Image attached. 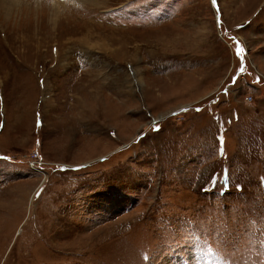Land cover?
Listing matches in <instances>:
<instances>
[{"label":"rangeland","instance_id":"rangeland-1","mask_svg":"<svg viewBox=\"0 0 264 264\" xmlns=\"http://www.w3.org/2000/svg\"><path fill=\"white\" fill-rule=\"evenodd\" d=\"M74 1L0 9V264H264V0Z\"/></svg>","mask_w":264,"mask_h":264},{"label":"bare ground","instance_id":"bare-ground-1","mask_svg":"<svg viewBox=\"0 0 264 264\" xmlns=\"http://www.w3.org/2000/svg\"><path fill=\"white\" fill-rule=\"evenodd\" d=\"M18 0H0V9L5 10V12L8 14L12 10L13 7L16 6ZM81 0L77 1L75 0L74 2H80ZM55 9L57 6L60 4L54 3ZM56 11H60L59 9H56Z\"/></svg>","mask_w":264,"mask_h":264},{"label":"snow or ice","instance_id":"snow-or-ice-1","mask_svg":"<svg viewBox=\"0 0 264 264\" xmlns=\"http://www.w3.org/2000/svg\"><path fill=\"white\" fill-rule=\"evenodd\" d=\"M213 4L215 5L216 4V0H213ZM219 23V21H218ZM244 53V49L241 48L239 45H237V48H236V55L241 57L242 58V54ZM245 71L244 67L241 66L240 69H239V72L240 73H243ZM232 83L235 84L236 83V77H233L232 79ZM197 111H200V109H197Z\"/></svg>","mask_w":264,"mask_h":264}]
</instances>
